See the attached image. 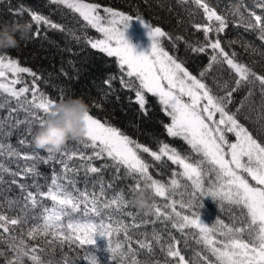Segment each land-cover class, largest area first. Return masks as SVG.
I'll use <instances>...</instances> for the list:
<instances>
[{"label":"snow or ice","instance_id":"1","mask_svg":"<svg viewBox=\"0 0 264 264\" xmlns=\"http://www.w3.org/2000/svg\"><path fill=\"white\" fill-rule=\"evenodd\" d=\"M50 2L78 14L87 26L102 34L103 38L88 40L91 48L116 59L121 73L129 78L121 79L122 85L135 92V102L145 115L146 94L158 98L164 114L170 117V123L165 125L168 136L181 139L198 159L193 160L191 156L182 154L166 143L162 144L158 151L151 150L109 122H102L94 117L89 110L84 115V135L72 140V144L66 145L58 153L49 152L48 157L44 159L47 163L59 157V163L63 165L62 173H57L53 169L51 183L47 185L46 191L34 183L31 187L37 191L33 192L24 183H19L15 179L16 176H20L21 180H24L29 174H36L34 166L26 165L20 171L13 172L0 161V181L3 179V173L11 175L13 177L11 184L20 189L24 200L23 207L15 216L0 210V245H6L4 250H0V257H4V264H27V261H31L32 264H52V261H46L38 254L44 251L43 248L38 249L36 245L28 243L39 238H44L43 242L49 245L67 244L70 248L74 245L83 249L86 264H98L94 254L96 236L107 238L106 251L111 253L114 264L116 261H119V264H140L138 252L130 246L132 238L128 235V226L122 221H113L110 214L114 206L117 211L127 208L128 201L123 190L111 200H103L101 197L105 195V191L102 181L99 193L90 194L86 187L84 190L78 189L76 182L68 176L69 171H78L70 168L67 162L73 158L82 161L81 168L86 174L99 173L105 167H113L117 172L123 169L125 175L134 178L135 183L132 186L134 191H139L143 183V187L150 189L155 197L165 199L167 203L163 208L153 203L155 220L143 223L155 224L163 218V221H171L172 227L182 235H186V229L194 230L192 234L197 237L196 243L202 244L210 256L214 257V260H210L208 256L197 253L203 264H264V143L259 142L237 118V114L244 107L243 102L236 112L228 109V105L232 103L233 93L242 86V83L258 81L261 95L264 97V75H259L245 64L237 62L235 53L229 56L222 48L219 38L213 40L209 37V33L218 35L225 32L229 27L227 17L219 14L207 0H191L202 9L209 22L215 21V24L209 23L207 26L194 24L197 30L202 28L205 41L195 47L189 44L191 50L197 53H204L206 48L212 50L209 65L200 73V77H204L206 71L211 70L213 64L217 63H226L238 77L235 80V87L228 89V85L225 84L224 87L227 89L225 95L217 96L202 79L197 78L185 67L183 61L170 55L162 47L161 38L167 34L160 27L152 26L139 16L136 17L146 28L148 38L151 40L148 55L136 54L124 35L131 16L115 11L111 7H103L101 11V5L90 0ZM179 2L188 3L189 0ZM240 7L247 13V17L240 13V19L233 23L237 27L243 26L246 30L256 32L257 38L264 41V0H254L252 7H248L241 0ZM28 12L31 21L38 26L33 38L39 36L40 25L63 30V26L51 23L44 15L32 10ZM16 14L23 15V11ZM8 73L14 78L8 80ZM22 73L31 76L33 83L31 87L25 85L17 90L15 85L23 82L20 76ZM40 80V75L20 66L15 58L7 53H0V94L7 93L9 97L15 99L17 109L12 111L23 110L26 113L24 120L17 118L7 131L0 130V157L20 158V152L10 143L6 145L2 138L11 135L12 128L23 124L26 128L19 143L21 145L29 143L26 136L31 135L34 129L40 128L46 117L52 114V107L63 101V90L60 91L58 98H50L37 87ZM105 83L110 82L106 80ZM29 92L32 94L31 99L26 95ZM247 99L248 97H245V100ZM5 105L11 108L10 101L0 104V107ZM4 119L7 118L0 117V120ZM257 119L264 121V111ZM228 133L235 137L234 142L229 139ZM87 149H91V154L85 151ZM141 153H147L156 162H164L162 158L166 157L167 161L178 165L180 171L173 172L167 183L154 179L150 174L152 165ZM37 158V153L23 156L24 160ZM97 159H105L111 163L106 162L100 168L92 166V161ZM213 175L215 179H212ZM182 187L189 197L187 203L183 199L177 201L169 196V193H174ZM203 197L226 203L230 209L238 210L239 217H233L234 223L231 225L224 224L221 220L206 225L201 221L200 214L194 211L203 208L201 202ZM45 199L52 201L51 207L43 204ZM6 203L9 211L18 206L16 200H7ZM29 206L33 211L37 208L42 209L38 216L34 214L31 217L33 220H40V223L30 225ZM2 208L3 204H0V209ZM126 215L133 219L134 227L141 226L135 223L134 213L127 212ZM105 216H108L107 222ZM237 219L240 221L239 224L235 223ZM121 232L128 242L127 247L120 240L115 243L112 240L113 234ZM245 232L250 234L251 239H243ZM25 234L27 240L24 239ZM153 240L166 256L163 262L156 261V264H193L177 247L178 241L174 237L170 242H164L162 235L154 234ZM137 243L140 249L147 250L150 254L153 252L150 243L146 241ZM65 264L76 262L65 261Z\"/></svg>","mask_w":264,"mask_h":264},{"label":"trees","instance_id":"2","mask_svg":"<svg viewBox=\"0 0 264 264\" xmlns=\"http://www.w3.org/2000/svg\"><path fill=\"white\" fill-rule=\"evenodd\" d=\"M90 2H98L101 5V11L103 7H111L115 11L131 16L133 20H137L136 17L139 16L144 22L160 27L167 34L166 37L161 38L162 47L170 55L183 61L185 67L197 78L202 79L215 95H225L227 90L224 87L225 84L228 85V89L235 87V80L238 77L226 63L213 64L211 70L206 71L204 77H200V73L205 71L209 65V56L212 50L206 48L204 53L191 50L189 44L195 47L205 41L202 28L197 30L194 24L207 26L209 23L215 24V21L209 22L202 9L198 8L191 0L188 3H181L179 0H90ZM207 2L219 14L226 16L229 21V27L224 33L218 35L209 33V37L213 40L219 38L222 48L229 56L235 53L237 62L245 64L259 75H264V41L257 38L256 32L246 30L243 26L237 27L233 23L240 19V13H244V9L240 7L241 0H207ZM243 3L252 7L254 0H243ZM234 5H239V14L234 10ZM28 10L44 15L51 23L63 26V30L54 29L48 25H40L39 36L33 38V33L36 32L38 26L31 21ZM254 10L260 11L259 9ZM19 11H23V15H17L16 13ZM244 15L247 17V13ZM5 22L8 24L14 22L32 24L27 40H20L18 47L2 50L0 53L9 54L19 62L20 66L27 67L40 75L41 80L37 82V87L45 95L50 98H58L60 91L63 90V100L69 97L83 98L89 106L90 114L102 122H109L130 138L150 147L151 150L158 151L159 147L166 143L182 154L191 156L193 160L198 159L181 139L168 136L165 125L168 124L169 117L164 114L158 98L146 94L147 115L144 114L135 102V92L122 85L121 79L128 80L129 78L121 73L116 59L91 48L88 43V40L101 38L102 34L87 26L78 14L62 5L52 4L50 0H0V25ZM177 37L181 39L177 40ZM7 75L8 80L14 78L11 73ZM20 76L23 78V82L15 85V88L18 90L25 85L31 87L32 77L27 73H22ZM251 79L254 80V78ZM106 80L110 83H105ZM249 92H251V96H249ZM26 95L31 99V92ZM245 97L248 99L245 100ZM5 101L11 102V108L7 105L0 107V117L7 118L0 120V130L7 131L17 118L24 120L26 113L23 110L12 111V109H17L15 99L9 97L7 93L0 94V104H4ZM241 102L244 103V107L237 114V118L259 142L264 143V121L257 119L264 111V97L261 95V86L258 81L242 83V86L233 93L232 103L228 105V109L231 112H236L237 108H240ZM25 128L26 125H17L16 128L11 129V135L2 138L6 145L10 143L13 148L20 152V158L4 156L0 157V161L13 172L20 171L26 165L34 166L36 174H29L24 180H21L20 176H16L15 179L19 183H24L33 192L37 191L36 188L31 187L34 183L46 191L47 185L51 183L53 169L57 173H62L63 165L59 163V157L45 163L44 159L49 154L44 151H37L32 146L31 139L38 128L34 129L31 135L26 136L29 143L21 145L19 139ZM72 143L73 141H69L66 145ZM85 151L91 154V149ZM32 153H37L38 158L35 160L23 159L25 154ZM141 155L152 165L150 174L154 179L167 183L172 178L173 172L180 171L178 165L167 161L166 157L162 158L164 162H156L147 153H141ZM67 162L70 168L78 170L68 172V176L76 182L78 189L84 190L86 187L90 194L99 193L102 181L105 191V195L101 197L103 200H111L123 190L125 199L128 201L127 208L117 211L114 206L110 210V214L113 221H122L128 226V235L132 238L130 246L138 252L140 264H156V261L163 262L166 259L165 253L153 240L154 234L162 235L164 242H170L171 238L174 237L178 241L177 247L193 264H203L196 255L197 253L214 260V257L210 256L202 244L196 243L197 237L192 234L194 230L186 229V235H182L181 232L172 227L171 221H163V218L155 224L143 223L144 221L155 220L153 207L150 213L145 214L131 203L134 196L145 188L142 183L141 189L134 191L132 186L135 180L125 175L123 169L117 172L113 167H105L99 173L86 174L85 170L81 168L82 161L80 159L73 158ZM106 162L111 163L105 159L93 160L92 166L100 168ZM2 177L3 179L0 181V204H3V208L0 210L7 211L10 216H15L24 205L23 194L15 184H11L13 179L11 175L3 173ZM183 183H187V181H183ZM145 190L150 196L152 205L155 202L163 208L164 204L167 203L165 199L155 197L150 189ZM169 196L177 201L183 199L186 203L189 200L183 187L174 193H169ZM7 200L18 201L17 208L9 211ZM201 202L203 208H197L194 211L200 214V219L206 225L215 224L216 220L231 225L234 223L233 217H239L238 210L230 209L226 203L222 204L210 197L201 198ZM43 204L51 207L52 201L45 199ZM177 207L179 208L178 205ZM41 211V208L33 211L29 206L30 225L41 222L31 219L32 215L38 216ZM127 212L135 214V223L140 224V227L133 226V219L126 215ZM107 220L108 216H105V221L107 222ZM235 223L239 224V219ZM26 230L25 228V232ZM17 234H19V230H17ZM219 238L223 239V237ZM24 239L27 240L26 234ZM243 239H251L250 234L245 232ZM94 240V254L98 264H114L111 253L106 251L107 238L96 236ZM112 240L114 243L120 240L126 247L128 246L123 232L113 234ZM43 241L44 238H39L28 241V243L36 245L38 249H44L43 252H38L44 260H50L52 264H65V261L86 264L83 249L76 248L74 245L70 248L67 244L61 246L59 243L49 245ZM139 241L150 243L153 252L150 254L147 250L140 249L137 243ZM185 241L187 246H185ZM5 248L6 245H0V250ZM0 264H4V257H0ZM27 264H32V262L27 261ZM115 264H119V261H116Z\"/></svg>","mask_w":264,"mask_h":264},{"label":"clouds","instance_id":"3","mask_svg":"<svg viewBox=\"0 0 264 264\" xmlns=\"http://www.w3.org/2000/svg\"><path fill=\"white\" fill-rule=\"evenodd\" d=\"M234 10L239 14V5H234ZM31 28L29 22H5L0 25V51L18 47L20 40L29 38ZM88 111V104L80 97H69L56 103L51 109L52 114L46 117L43 125L33 134L32 146L37 151L53 154L60 152L69 141L84 135V115ZM131 203L145 214L152 211L153 205L145 189H141Z\"/></svg>","mask_w":264,"mask_h":264},{"label":"rangeland","instance_id":"4","mask_svg":"<svg viewBox=\"0 0 264 264\" xmlns=\"http://www.w3.org/2000/svg\"><path fill=\"white\" fill-rule=\"evenodd\" d=\"M124 35L125 39L133 46L136 54L143 53L148 55L150 53L151 40L148 38L147 30L143 27L141 21L131 19ZM101 38H103V36ZM227 135L229 139L234 142L235 137L231 133H228ZM212 179H215L214 175L212 176Z\"/></svg>","mask_w":264,"mask_h":264}]
</instances>
